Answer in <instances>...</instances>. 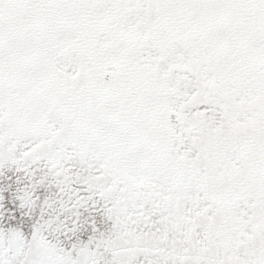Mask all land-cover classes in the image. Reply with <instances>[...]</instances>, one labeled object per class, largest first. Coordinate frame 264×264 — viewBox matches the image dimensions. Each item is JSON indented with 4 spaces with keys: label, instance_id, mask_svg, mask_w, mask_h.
<instances>
[{
    "label": "snow or ice",
    "instance_id": "snow-or-ice-1",
    "mask_svg": "<svg viewBox=\"0 0 264 264\" xmlns=\"http://www.w3.org/2000/svg\"><path fill=\"white\" fill-rule=\"evenodd\" d=\"M0 264H264V0H0Z\"/></svg>",
    "mask_w": 264,
    "mask_h": 264
}]
</instances>
